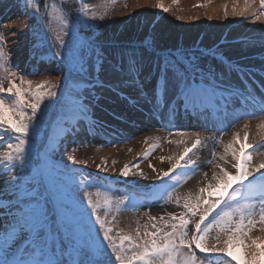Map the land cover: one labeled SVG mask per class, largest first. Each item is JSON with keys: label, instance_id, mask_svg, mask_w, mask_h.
<instances>
[{"label": "snow or ice", "instance_id": "obj_1", "mask_svg": "<svg viewBox=\"0 0 264 264\" xmlns=\"http://www.w3.org/2000/svg\"><path fill=\"white\" fill-rule=\"evenodd\" d=\"M77 2L80 3V7L74 10L75 14L71 20L69 12L63 7V0L61 6L53 3L51 11L47 12L48 31L54 33L50 47L58 48L52 55L69 64V75L84 73L87 57L93 51L92 42L81 40L73 31L88 13V6L82 0ZM255 2L256 0H244L245 10L251 9ZM25 3L30 9L35 8L34 17L39 16L40 7L36 0H25ZM44 7L48 8L46 0ZM156 7L168 11L160 0H157ZM224 14L228 15L226 5ZM233 14L243 13L237 12L234 7ZM252 15L256 20L264 16V0H259V12H252ZM40 19L43 22V17ZM53 19L56 21L54 28L51 26ZM91 19H96L95 14ZM47 35L46 33L45 39ZM4 43L3 34H0V45ZM129 70H135L134 64L130 65ZM157 71L166 88L172 91V103L177 108L182 107L186 112L205 114L213 108L218 109L221 102L226 103L229 99H235L241 105L254 103L252 92L247 85L242 89H232L231 85H225L221 76H218L212 67L202 66L199 57L194 53L179 50L169 53L163 59V63L157 65ZM17 80L19 84L16 83ZM5 82L7 87L4 86ZM25 85L28 87L25 88ZM32 85L33 81L12 70L8 63V54L0 47V147L4 146V137L15 141L7 143L6 151L0 152V165L5 166V171L15 169L17 165L21 169L28 165L27 146L38 131L43 115L42 105L47 107L46 101L54 103L59 96L58 85L50 80H44L34 88ZM259 86L264 90V84ZM74 91L77 93L73 105L74 115L67 129V132L73 134L80 130L81 121L89 128L95 124L94 121L89 124L90 105L79 98L81 95L79 85L75 86ZM160 99V93L157 92V105ZM260 111L264 112V101H261ZM246 114L256 115L255 112ZM248 127L247 123L243 125L244 129ZM257 128L264 130V121L257 125ZM178 134L185 135L184 132ZM258 135H260L258 144L248 142L247 131L242 138L239 132H233L231 140L227 143L223 141L222 136L218 138L216 143L223 146V152L217 154L213 150L212 159L207 161L213 169L211 181L199 188V194L195 198L191 193L184 198L185 212L179 216L171 214L170 220L160 217L164 228L170 227V230L158 227L157 223L152 224L155 231L145 230L143 235L139 227L134 236L121 234L123 230H120L117 232L119 243L112 235L113 227L107 225L114 223L120 212L128 210V205L125 202L126 198L114 196L106 185L96 184L89 178L77 182L76 188L73 189L71 185L59 183L46 170H37L23 183L19 176H15L12 181L5 182L9 187H16L14 197L7 204L0 203V209H3L0 211V264H64L60 257L65 247H71L77 257L70 264H113V255L119 264H204L193 250V245L206 256L224 253L237 264H264V240L259 243L257 239L252 240V244L259 250V261L256 253L252 254L251 259L246 258L243 253V250L249 247L245 242L246 238L251 239L249 233L257 225L264 231V171H261L264 170V131H258ZM151 139L153 138L146 137L144 142L148 143ZM155 139L159 141L160 138ZM168 142L183 144L185 147L171 168L159 174V178H172L175 170L182 167L194 173L196 161L192 159V155H195V150L204 144L200 134H195L190 147L187 146L186 140ZM159 146V143L151 144L144 155L147 156L151 150ZM257 157L259 162H256ZM70 158L76 163H87L76 161L74 154ZM163 159L164 157H161V160ZM168 159L171 161L172 157ZM106 165L107 160H103L102 165L97 167L99 169L105 166L106 170ZM226 166H230L235 172L229 171ZM132 167L138 165L125 164L120 169V175L125 178L130 174L144 175L143 172L131 173ZM153 170L155 171L154 167ZM254 173H259V182L256 181ZM204 176L207 179V173ZM81 188L96 189L95 193L83 192L86 208L83 201L78 203L74 195V192L78 195ZM213 189L217 190L219 195L209 202L203 194L208 192L210 198L212 195L210 190ZM168 199H172L171 192L168 193ZM51 200L56 203L54 215L49 208ZM202 202L207 204V207H202ZM176 203L180 204L179 197L176 198ZM88 209L91 211L88 212ZM101 211L104 213L103 217L100 215ZM197 215L199 219L193 221L191 217ZM85 216L88 217V221L85 220ZM109 216L112 217L111 221L108 220ZM92 217L95 218L94 224L99 225V230L95 229L94 224L89 226ZM149 219L157 220L156 217ZM192 223L195 231L189 238L188 226ZM60 225L63 226V233L60 231ZM144 227L147 229V225ZM213 231L216 233L217 243L209 244L207 241ZM222 236L226 239L221 245ZM237 246L239 254L232 250Z\"/></svg>", "mask_w": 264, "mask_h": 264}, {"label": "rangeland", "instance_id": "obj_2", "mask_svg": "<svg viewBox=\"0 0 264 264\" xmlns=\"http://www.w3.org/2000/svg\"><path fill=\"white\" fill-rule=\"evenodd\" d=\"M46 2L48 8L41 9L39 6V16L34 17L35 8L30 9L26 6L25 0H0V34H3L5 40V43L0 47H3L8 54L9 66L13 71H17L28 80L33 81V88L44 80H50L58 85L59 96L56 102L49 103L46 101L48 106L42 105L43 115L38 125V131L32 136L27 146L28 165L23 169L17 165L18 173L26 174V178L21 182H26L37 170H46L59 183L71 185L73 189L76 188L77 182L89 178L96 184L106 185L112 190L114 196L126 198L125 202L128 205V210L120 212L116 216L115 222L107 225L113 227L112 235L116 238L117 243H119L117 232L120 230H123L121 234L134 236L138 227L141 235L145 230L155 231L152 228L153 223L164 228L160 217L163 216L164 220H170L171 214L179 216L180 213L185 212L186 209L183 208L184 198L189 193L195 198L199 194V188L206 186L211 181L212 166L202 163L201 157L192 155V159L196 161L194 173L186 167H182L175 170L172 178L160 179L159 174L167 172L174 162L155 163L152 151L147 156L144 155L150 149L148 145L143 146L132 162L126 163L129 165L140 164L141 167L138 170L131 168V173L143 172V176L133 174L126 178L121 176L120 169L125 166L122 164V160L115 162L114 171L111 175L107 174L106 171L109 168V162H107L106 170L105 166L98 169L97 166L102 165V161L106 160L103 158L106 153L121 149L132 139L123 132L126 130L127 124L121 118L122 112L120 113L119 110L115 112L116 109H113V104H120L124 110H129V106L136 104V99L147 93V90L155 92L159 88V86L156 87L157 82L162 81L157 71V65L162 64L163 59L169 53L178 50L189 54L194 53L199 57V63L205 66L215 58L214 56H217L216 54L220 50L223 54L219 55V58L242 52V47L249 49L255 43L249 40L237 41L248 37V35L238 37L240 33L237 32H239L242 23L253 20L254 16L250 14L239 18L241 15L233 14L234 7L237 12L245 13L244 0H160L163 6L168 9L167 12L156 7L157 0H115L114 3L112 0H86L85 4L88 6L87 29L81 31L76 27L73 31L81 40L91 41L93 51L87 57L85 72L79 75L76 73L69 75V64L52 55L58 48L50 47L53 43L54 33L48 31L47 25V12L51 11V5L56 3L57 6H61V2L57 0H46ZM231 2L233 8L229 7ZM258 2L259 0H256L252 8L257 7ZM216 4L219 5L221 17L225 15L226 5L227 16L232 14L231 18L224 17L218 28H214V32L209 28L200 31L201 27L199 26L191 38H186L185 32L180 26L183 24V20H195L197 16L207 17L209 9ZM93 14L96 16L95 20L91 19ZM40 17H43V22ZM101 17L103 18L101 19ZM69 18L71 20L70 15ZM235 18L237 19L227 24L230 19ZM51 26L56 27L54 19ZM46 33L48 34L47 39H45ZM102 35L125 38V40L121 41L120 44L102 43L98 41L99 36ZM215 39L217 41L210 47L204 45L209 40L213 42ZM11 41L14 42V45L16 44V48L9 52V42ZM156 50L165 52L157 53ZM13 51H18L16 54L18 56L17 61L12 58ZM219 61L222 64L221 59L217 62ZM150 62L155 63L154 70L141 73L142 68L138 64L140 63L143 67L149 65ZM133 64L137 69L134 72L129 70L130 65ZM16 83L19 84V80ZM77 85H79L81 93L79 98L90 105L91 121L89 124L93 121L95 124L94 127L89 128L81 121L80 130L73 134L67 132V129L70 127L69 121H72L74 115V98L77 96L74 88ZM88 85L93 86L88 87ZM4 86L7 87V82ZM24 87L27 88L28 86L25 85ZM237 106L236 104L231 105L230 108L226 109L228 114H223L220 119H217L220 123L219 126L208 123L206 127L198 126L190 130L213 131L214 150L219 154L221 144H217L216 141L221 136L223 138L226 129H229L231 120L239 121L232 116L238 115L237 112L235 113ZM247 107H249V113H256V115H248L249 117H257L264 113L260 111L259 106L246 104L244 108L248 110ZM190 119L193 120L194 117L191 116ZM144 133H146L145 129L139 131L133 138ZM9 142L15 143V141H10L8 137H4V146L0 147V152L6 151ZM73 154L76 161H86L87 163L74 162L70 158ZM150 165L155 168V171ZM231 172H235V170ZM205 173H207V179H205ZM189 176L190 179L187 178ZM254 177L259 182V174H254ZM250 179L253 178L250 177ZM159 187H166V189L159 190ZM16 191L17 189L12 193L13 196ZM84 191L95 193L96 189L81 188L78 195L74 192L78 203L83 201ZM210 191L212 192L210 198L208 192L203 194L206 199H209V202L215 200L219 195L215 189ZM169 192L172 193L171 200L168 199ZM177 197L180 198L179 205L176 203ZM93 198H96L95 195ZM83 203L86 208V201ZM201 206L207 207V204L202 202ZM49 208L54 215L56 209L54 200L49 201ZM90 211L88 209V212ZM100 215L104 216L103 211L100 212ZM149 217H156L157 220L151 221ZM111 219L112 217L109 216L108 220L111 221ZM191 219L193 221L198 220L199 216L191 217ZM256 219L258 220L259 217L257 216ZM85 220L88 221L87 216H85ZM94 221L95 218L92 217L89 226H92ZM173 222L178 223V221ZM145 225H147V229H145ZM94 226L95 229L99 230L98 224H94ZM164 230H170V227L164 228ZM60 231L62 233L64 231L62 225H60ZM194 231V223L189 224V238ZM215 235L216 233L213 231L207 241L209 244L217 243ZM249 235L251 239L246 238L245 240L249 247L245 248L243 253L248 259H251L252 254L256 253L259 261V250L252 244V240L257 239L258 243L264 240V231L257 225ZM102 238V233H100V239ZM224 239L226 237L222 236L221 245ZM193 250L198 258L203 260L204 264H237L224 253L206 256L205 253L195 249L194 245ZM232 250L239 254L238 246ZM60 258L64 264H70L77 257L71 247H65ZM112 260L113 264H119L115 261L114 255Z\"/></svg>", "mask_w": 264, "mask_h": 264}, {"label": "bare ground", "instance_id": "obj_3", "mask_svg": "<svg viewBox=\"0 0 264 264\" xmlns=\"http://www.w3.org/2000/svg\"><path fill=\"white\" fill-rule=\"evenodd\" d=\"M229 7L233 8L232 2ZM253 11L257 13L259 12V2L257 7L245 10V13L242 12L243 14L239 18H242V16H249ZM231 16L232 14L221 17L219 14V5L216 4L209 9L207 17L197 16L195 20H183V24L180 26L182 31L185 32V37L191 38L197 27H201L200 31L205 28H209V30H213L214 32V28H218V26L221 24V20H223L224 17L231 18ZM236 19L237 18L230 19L227 24L232 23V21ZM237 33H240L238 34V37H246L245 35H248V37L239 39L237 41L249 40L255 44L249 49L242 47V52L235 53L229 57L222 56L219 58V55L223 54L222 50H220L217 54L213 53L217 56H214L215 58L208 62L204 67H212L216 71L217 75L221 76V78L224 80L225 85H231L232 89H242L245 85H247L249 90L252 92L254 99V103H249V106L255 105L256 107L259 106L261 108V101H264V90H262L259 86L260 84H264V16H261L259 20L254 18L251 21L242 23L239 32ZM217 39H215L213 42H210L209 40L207 44L204 43V45H206V47H210L217 41ZM123 40H125V38H115L102 35L99 36L98 41L107 44H120ZM9 44L10 46L8 50L11 52L16 48V44L14 45V42L12 41L9 42ZM156 52L162 53L165 51L156 50ZM17 53L18 51H13L12 53V58L14 61L18 60V56H16ZM219 59H221L222 64L220 61V63L217 62ZM226 60L229 61V65L223 66ZM138 65L142 68L141 73L150 72L155 68L154 62H150L149 65H145L143 67L140 65V63ZM257 66L259 67L258 70ZM135 70L137 69L135 68ZM253 74H258L257 79L254 78L255 76L253 77ZM157 86H159V88L156 89L155 92L147 90V93L139 96L136 99V104L129 106V110H124L120 104H113V109H116L115 112L118 110L120 113L122 112L121 118H123L127 124L126 130H123V132L127 135V137H131L132 139L121 149L111 151V153L109 152L104 155L103 158L109 162V168L106 170L107 174L111 175L114 171L113 161L116 162L117 160H122V164L130 163L134 158H136L143 146H150L153 143H159L160 145L154 150H151L153 161L155 163L161 164L175 162V159L178 158L180 153L183 152L185 145L169 143L168 141L186 140L187 146L190 147L192 141L195 139V134L197 133H199L201 138L204 139V144L198 150H195V155L202 158V163L207 164V161L212 159V151L215 148V144L213 142L214 132L211 130L192 131L190 129L198 126L206 127L208 123L219 126L220 123L217 121V119H220V116L223 114L227 115L228 113H226V109L235 104L238 105V108H236L237 111H235V113L237 112L236 114L238 115L232 116L233 118H239V121L234 122V120H231L229 122L230 126L229 129H226L225 133L223 134V141L227 143L229 140H231L233 132H239L240 137L242 138L244 136V132L247 131L249 133L248 142L253 144L260 143V135H258V131L264 130H258L257 125L264 121V113L259 114L257 117H249L246 114L249 113L248 110L244 108L246 104L241 105L235 99H229L226 103L221 102L218 109L213 108L205 113L206 115L193 113L191 111L186 112L182 107L177 108V106L172 103V91L170 88H166L163 81L157 82L156 87ZM157 92L160 93L161 97L159 105H157ZM136 111L138 114H136ZM212 114L217 116L214 117ZM191 116L194 117L193 120L190 119ZM195 119L197 120L195 121ZM245 123L249 125L248 129L243 128ZM144 129L146 130V133L141 134L137 138H133L139 133V131ZM179 132H184L185 135L181 136L178 134ZM146 137H152L153 139L149 140L148 143H145L144 141ZM156 137L160 138L159 141L155 139ZM222 152L223 146L221 145L219 148V154ZM119 156L123 157L119 158ZM161 157H164V159L161 160ZM169 157H172L171 161L168 159ZM256 162H259V157L256 158ZM140 167L141 165L139 164L138 167H132V169L138 170ZM226 167L229 170L234 171V169H232L230 166ZM18 169L19 168L16 167L15 169L10 168V170L5 171V166L0 165V197L2 196L3 199H6V203L3 204H7L9 200L14 197L12 193L16 190L15 186L9 187L5 182L12 181L13 177L15 176H19L20 181L26 178V174L18 173ZM2 210L3 209H0V211Z\"/></svg>", "mask_w": 264, "mask_h": 264}, {"label": "trees", "instance_id": "obj_4", "mask_svg": "<svg viewBox=\"0 0 264 264\" xmlns=\"http://www.w3.org/2000/svg\"><path fill=\"white\" fill-rule=\"evenodd\" d=\"M57 1L61 2V0ZM85 1L86 0H82L84 4ZM36 2H38V5L41 7V9L44 8V0H36ZM63 7L67 12H69V15L72 17L75 14L74 10L80 7V3H78L77 0H63ZM86 18H83L81 23L77 25L78 29L81 31L87 29Z\"/></svg>", "mask_w": 264, "mask_h": 264}]
</instances>
